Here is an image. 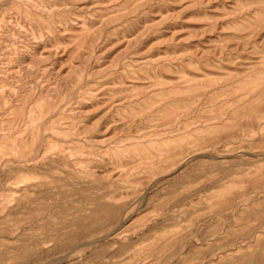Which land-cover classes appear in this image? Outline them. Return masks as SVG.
Here are the masks:
<instances>
[{
  "label": "rangeland",
  "instance_id": "obj_1",
  "mask_svg": "<svg viewBox=\"0 0 264 264\" xmlns=\"http://www.w3.org/2000/svg\"><path fill=\"white\" fill-rule=\"evenodd\" d=\"M0 264H264V0H0Z\"/></svg>",
  "mask_w": 264,
  "mask_h": 264
}]
</instances>
